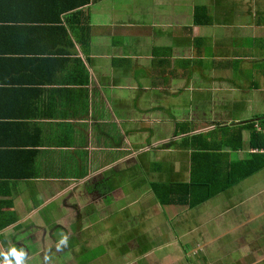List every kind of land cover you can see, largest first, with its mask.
I'll list each match as a JSON object with an SVG mask.
<instances>
[{
    "label": "crops",
    "instance_id": "1",
    "mask_svg": "<svg viewBox=\"0 0 264 264\" xmlns=\"http://www.w3.org/2000/svg\"><path fill=\"white\" fill-rule=\"evenodd\" d=\"M43 2L0 0V264H264V166L224 186L264 160V0Z\"/></svg>",
    "mask_w": 264,
    "mask_h": 264
},
{
    "label": "rangeland",
    "instance_id": "2",
    "mask_svg": "<svg viewBox=\"0 0 264 264\" xmlns=\"http://www.w3.org/2000/svg\"><path fill=\"white\" fill-rule=\"evenodd\" d=\"M239 198H241V191L238 192L236 199H239ZM156 210H157V207L155 209H151L152 212H155ZM115 213H117L118 216H115V217L112 216V224L110 225L108 229L110 233L114 232L115 230H122L126 226L124 223L123 225L120 223L121 221H123L124 215H126L125 212L123 211L121 212L120 209L119 210L117 209V212ZM86 228H87L86 232L91 231L89 226H86ZM182 232H184V230H182ZM121 233L122 232H114L113 234H116V236H119L121 235ZM179 238H180L178 239L179 240L178 242L180 244L179 247L183 251L182 252L183 262H184V256H185L187 260L189 261L192 260L193 262L192 264H195L196 260H195L193 251L195 247L197 246L198 241H191L190 237L182 238L179 236ZM164 242H166V239H160V240L153 239L150 241H143V245H145L143 251L153 246L155 252L153 251L152 253L159 255V253L161 252L159 250V246L160 244ZM199 242H202V241H199ZM107 243H108V247H107V244H105V245L97 246L93 249L86 250V252L83 255L78 256V260L82 259L80 262L81 263L86 262V264H124V260H127L130 258L129 255L122 257L117 253L118 249L126 245V243L122 242L121 239L111 240L110 242L107 241ZM116 244H118V247L115 246ZM53 258H57V257H53ZM150 259L151 258L148 257V255H146V257L143 258L140 262H138V264H147L148 261L151 262Z\"/></svg>",
    "mask_w": 264,
    "mask_h": 264
},
{
    "label": "trees",
    "instance_id": "3",
    "mask_svg": "<svg viewBox=\"0 0 264 264\" xmlns=\"http://www.w3.org/2000/svg\"><path fill=\"white\" fill-rule=\"evenodd\" d=\"M43 1H44L43 4L38 5L35 10L42 15V16H40L39 19H41L42 21L46 22V21L51 20L50 19L51 15L46 11V0H43ZM59 12H61V11L56 12V14H59ZM252 141H253L254 145L264 149V134L261 133V130H258V131L255 130L254 131V134H253V137H252ZM253 154H255V155H253V157L251 155V157H249L248 159H245V160L241 161V165L239 167V170L237 171V174H235L236 177L233 178L232 180H230L224 186L234 184L235 182H237L241 178L245 177V175H248V174H250V173H252V172H254L256 170H259L260 168H262L264 166V160H261L260 158L254 159V157H256L257 155H261V153H253ZM250 162H252V165L253 166L255 165V166L252 167L250 165ZM194 169H195V167L193 168V170ZM193 172L195 173L196 170H194ZM203 174L206 175V171L205 170L203 171ZM192 177H193L192 181H194V175ZM207 183H208V181H205V179L202 180V186L207 184ZM190 185H191L190 183H185V184H182V185L177 184L175 187L165 188L164 193H163V201H165L167 203H170V202L172 203V202H176V201H179V200L186 202L190 198L189 197ZM193 185H194V183L191 185V188L193 187ZM212 185H214V184L212 183ZM208 187L210 188L209 185H208ZM181 189H183L182 190L183 193L181 195H178L176 192L178 190H181ZM213 193L215 194V192H211L210 194H213ZM208 196H209L208 194H204L203 193L199 197L195 198L193 200V202L190 203V201H189V204H193V203L199 202L200 200H203V199L207 198ZM6 225L7 224L0 225V229L3 226H6Z\"/></svg>",
    "mask_w": 264,
    "mask_h": 264
},
{
    "label": "clouds",
    "instance_id": "4",
    "mask_svg": "<svg viewBox=\"0 0 264 264\" xmlns=\"http://www.w3.org/2000/svg\"><path fill=\"white\" fill-rule=\"evenodd\" d=\"M60 243L61 245H66L67 237L64 236ZM11 256L15 259V264H23V257L25 256V253L23 251L18 252L16 249H12ZM6 264H12V260H8L6 258Z\"/></svg>",
    "mask_w": 264,
    "mask_h": 264
}]
</instances>
